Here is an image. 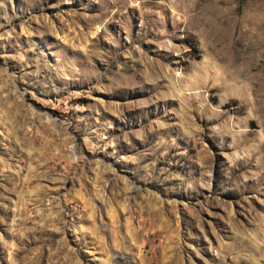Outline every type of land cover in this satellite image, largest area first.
Segmentation results:
<instances>
[{"label":"rangeland","instance_id":"1","mask_svg":"<svg viewBox=\"0 0 264 264\" xmlns=\"http://www.w3.org/2000/svg\"><path fill=\"white\" fill-rule=\"evenodd\" d=\"M0 264H264V0H0Z\"/></svg>","mask_w":264,"mask_h":264},{"label":"trees","instance_id":"2","mask_svg":"<svg viewBox=\"0 0 264 264\" xmlns=\"http://www.w3.org/2000/svg\"><path fill=\"white\" fill-rule=\"evenodd\" d=\"M234 102H238V100L237 99H234ZM228 106H230V105H228Z\"/></svg>","mask_w":264,"mask_h":264}]
</instances>
